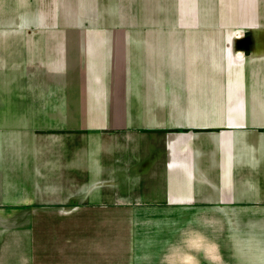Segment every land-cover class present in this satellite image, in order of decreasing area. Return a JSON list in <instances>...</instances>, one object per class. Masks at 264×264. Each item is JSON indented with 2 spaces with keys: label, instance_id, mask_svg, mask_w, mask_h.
Instances as JSON below:
<instances>
[{
  "label": "crops",
  "instance_id": "1",
  "mask_svg": "<svg viewBox=\"0 0 264 264\" xmlns=\"http://www.w3.org/2000/svg\"><path fill=\"white\" fill-rule=\"evenodd\" d=\"M0 264H264V0H0Z\"/></svg>",
  "mask_w": 264,
  "mask_h": 264
},
{
  "label": "water",
  "instance_id": "2",
  "mask_svg": "<svg viewBox=\"0 0 264 264\" xmlns=\"http://www.w3.org/2000/svg\"><path fill=\"white\" fill-rule=\"evenodd\" d=\"M243 42H244L243 40H240L238 45L240 46V44H242Z\"/></svg>",
  "mask_w": 264,
  "mask_h": 264
}]
</instances>
